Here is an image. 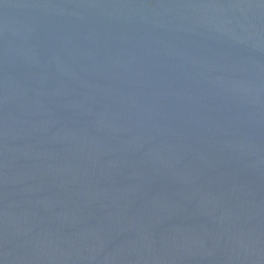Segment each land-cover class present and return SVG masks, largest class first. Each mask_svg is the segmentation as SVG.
Instances as JSON below:
<instances>
[{
    "label": "water",
    "instance_id": "water-1",
    "mask_svg": "<svg viewBox=\"0 0 264 264\" xmlns=\"http://www.w3.org/2000/svg\"><path fill=\"white\" fill-rule=\"evenodd\" d=\"M0 264H264V0H0Z\"/></svg>",
    "mask_w": 264,
    "mask_h": 264
}]
</instances>
